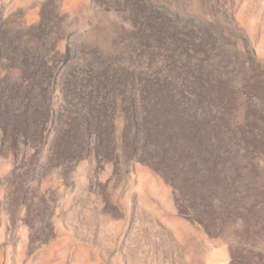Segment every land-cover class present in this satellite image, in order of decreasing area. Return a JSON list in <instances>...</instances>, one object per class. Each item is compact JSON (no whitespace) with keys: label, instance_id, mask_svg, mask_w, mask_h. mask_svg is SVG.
I'll list each match as a JSON object with an SVG mask.
<instances>
[{"label":"rangeland","instance_id":"rangeland-1","mask_svg":"<svg viewBox=\"0 0 264 264\" xmlns=\"http://www.w3.org/2000/svg\"><path fill=\"white\" fill-rule=\"evenodd\" d=\"M169 2L226 44L197 47L219 118L160 110L136 129L89 107L76 148L62 120L31 140L0 129V264H264V0ZM52 15L53 52L108 46L121 18L98 0H0L5 36Z\"/></svg>","mask_w":264,"mask_h":264},{"label":"trees","instance_id":"trees-1","mask_svg":"<svg viewBox=\"0 0 264 264\" xmlns=\"http://www.w3.org/2000/svg\"><path fill=\"white\" fill-rule=\"evenodd\" d=\"M98 1L105 11L121 14L108 46L95 35L53 52L62 32L53 15L50 23L41 19L12 36L0 30V114L15 119L0 129L31 140L48 119L62 120L66 130L80 133L76 148L84 144L82 131L90 129L83 119L89 107L108 116L121 111L126 125L136 129L150 113L170 109L184 121L215 122L218 106L204 93L215 76L197 48L201 42L226 46L213 25L181 16L169 0ZM55 88L61 103L53 110Z\"/></svg>","mask_w":264,"mask_h":264}]
</instances>
